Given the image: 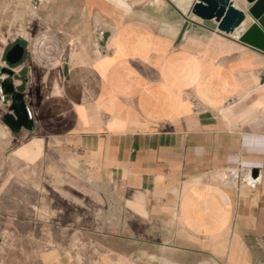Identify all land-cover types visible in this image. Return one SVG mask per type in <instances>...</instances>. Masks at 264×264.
<instances>
[{
	"label": "crops",
	"instance_id": "crops-1",
	"mask_svg": "<svg viewBox=\"0 0 264 264\" xmlns=\"http://www.w3.org/2000/svg\"><path fill=\"white\" fill-rule=\"evenodd\" d=\"M195 1L29 0L0 64L32 120L11 131L0 91L1 262L264 264V39Z\"/></svg>",
	"mask_w": 264,
	"mask_h": 264
},
{
	"label": "water",
	"instance_id": "water-1",
	"mask_svg": "<svg viewBox=\"0 0 264 264\" xmlns=\"http://www.w3.org/2000/svg\"><path fill=\"white\" fill-rule=\"evenodd\" d=\"M247 5L246 11L234 6L233 0H196L191 7V14L204 26L216 29L224 34H232L250 16L256 24L253 29L258 32V37L264 39V0H243ZM259 43V42H258ZM260 46V44H259ZM24 47L19 43L12 45L5 53V61L9 66L21 61ZM2 72L7 78L0 81V91L10 101L9 113L4 115L3 122L13 132L21 128L31 129L32 120L23 98L24 84L14 86L10 67H5ZM257 171L250 172L251 179H255Z\"/></svg>",
	"mask_w": 264,
	"mask_h": 264
},
{
	"label": "rangeland",
	"instance_id": "rangeland-1",
	"mask_svg": "<svg viewBox=\"0 0 264 264\" xmlns=\"http://www.w3.org/2000/svg\"><path fill=\"white\" fill-rule=\"evenodd\" d=\"M33 16L29 0H0V64L4 61L2 55L4 45L30 31L27 27L31 26ZM2 75L0 73V76ZM0 264L6 263L0 261Z\"/></svg>",
	"mask_w": 264,
	"mask_h": 264
}]
</instances>
